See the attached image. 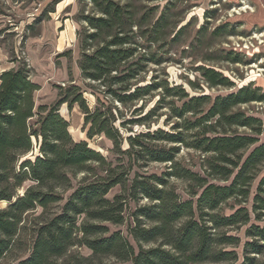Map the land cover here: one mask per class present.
Returning a JSON list of instances; mask_svg holds the SVG:
<instances>
[{
  "label": "trees",
  "instance_id": "trees-1",
  "mask_svg": "<svg viewBox=\"0 0 264 264\" xmlns=\"http://www.w3.org/2000/svg\"><path fill=\"white\" fill-rule=\"evenodd\" d=\"M60 1L52 0L46 12L54 13ZM88 1L93 13L81 16L85 26L77 35V67L83 82L96 84L86 87L96 95L93 108L75 84L58 87L54 103L36 106L39 85L21 60L0 73V203L6 202L0 208V264H104L106 258L119 264H264L257 259L264 255V225L256 224L264 220V174L250 210L244 206L264 167V141L258 139L263 124L235 110L263 102L262 89L249 83L212 99L190 96L156 77L141 85L148 65L164 62L140 52L163 33L168 3L153 18L148 12L138 16L128 3ZM225 59L241 62L235 55ZM195 72L211 88L235 86L210 67ZM155 93L156 104L139 116ZM62 105L78 106L86 140L105 138L110 158L87 141L72 139L59 112ZM163 108L165 123L175 120L170 131L150 129ZM135 125L145 132L133 133ZM177 144L203 156V175L179 164ZM34 149L31 158L20 160ZM148 163L170 165L161 176L139 174ZM170 178L187 182L188 199L179 197ZM115 189L119 192L109 198ZM142 200L147 204H139ZM230 200L236 203L225 214L222 207ZM57 205L59 210L51 212ZM130 205L127 236L110 231L125 222ZM242 227L239 262L236 249L242 242L230 232ZM74 247L89 255L71 253Z\"/></svg>",
  "mask_w": 264,
  "mask_h": 264
},
{
  "label": "rangeland",
  "instance_id": "rangeland-1",
  "mask_svg": "<svg viewBox=\"0 0 264 264\" xmlns=\"http://www.w3.org/2000/svg\"><path fill=\"white\" fill-rule=\"evenodd\" d=\"M52 0H0V73L15 66L14 59L26 63L30 69L31 80L39 85L35 94V105L54 103L58 96V87H67L72 84L80 86L84 91V99L90 108L96 105V95L86 87L96 84L83 82L79 75L77 59L80 54L77 35L85 24L81 16L93 13V5L88 0H61L57 3L54 13L46 10ZM124 4H130L137 11L138 16L150 13L153 18L167 4L165 15L166 25L163 33L156 43L151 44L146 53L160 56L164 62L161 65L149 64L147 72L143 77L141 85L149 83L156 77V82L166 80L168 87L181 86L190 96L208 95L210 98L216 96L225 97L236 92L244 85L252 84L255 88H261L264 92V20L258 18L259 10L264 12V0H115ZM152 19V18H151ZM150 21V18L148 19ZM253 20V21H251ZM257 20V21H255ZM147 25V24H145ZM221 31L216 32L217 29ZM233 30V34L228 31ZM176 36V37H175ZM238 56L240 63L227 61L225 57ZM210 67L221 72L232 81L235 86L209 87L203 79L195 72L199 66ZM158 99L157 93L147 100L144 109L139 113L143 117ZM166 98V101H170ZM141 104L137 107H139ZM235 110L247 115L260 118L264 130V101L245 104ZM60 114L69 124L68 132L73 140L87 141L88 145L110 158V142L103 137H95L86 140L85 132L82 131L83 118L77 105L68 109L62 105ZM166 108L161 109L158 114L160 118L150 124V129L169 128L175 120L165 123ZM155 119V118H154ZM133 133L145 132L146 127L131 126ZM232 131L240 135L249 133L248 129L232 128ZM128 135L127 131H123ZM264 141V131L258 138ZM171 146V145H168ZM179 147L176 160L186 169H190L203 175V156L192 149ZM252 149V148H251ZM250 150V149H249ZM36 153L34 149L30 154L23 156L20 160L31 158ZM169 163H148L145 167L138 169L142 175L155 174L161 176L166 172ZM264 174L261 168L259 177L251 183L250 195L244 206L250 210L252 196L255 193L259 178ZM81 178L78 176L72 183V187ZM169 184L176 189L181 199H188V184L178 178H170ZM222 184V183H221ZM29 185L26 183L25 186ZM119 189L112 191L108 197L117 194ZM71 191L64 194L66 198ZM236 203L230 200L223 205L222 211L229 214V210ZM139 204H147L146 200ZM6 202L0 203L4 209ZM61 205L52 206L51 212H57ZM133 206L124 213L125 222L119 227L110 226V231H120L127 236V228L131 225L128 217ZM40 210L36 212L38 215ZM31 218V217H30ZM264 225V220L256 223ZM245 228H235L231 235H236L242 242L236 249L239 262L241 261V249L244 243ZM71 253L83 256L89 255V251L83 247H74ZM264 262V255L258 257ZM104 264H119L116 260L106 258ZM122 264V263H120Z\"/></svg>",
  "mask_w": 264,
  "mask_h": 264
},
{
  "label": "crops",
  "instance_id": "crops-1",
  "mask_svg": "<svg viewBox=\"0 0 264 264\" xmlns=\"http://www.w3.org/2000/svg\"><path fill=\"white\" fill-rule=\"evenodd\" d=\"M258 13H260V15H258V17H259L258 19H259L260 21L264 20V12L261 11V10H259ZM251 21H253V20H251ZM255 21H257V20H255Z\"/></svg>",
  "mask_w": 264,
  "mask_h": 264
}]
</instances>
